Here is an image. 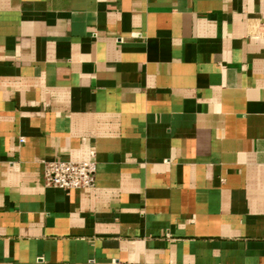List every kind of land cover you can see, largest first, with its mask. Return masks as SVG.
<instances>
[{"label":"crops","instance_id":"obj_1","mask_svg":"<svg viewBox=\"0 0 264 264\" xmlns=\"http://www.w3.org/2000/svg\"><path fill=\"white\" fill-rule=\"evenodd\" d=\"M124 261L264 264V0H0V264Z\"/></svg>","mask_w":264,"mask_h":264},{"label":"built area","instance_id":"obj_2","mask_svg":"<svg viewBox=\"0 0 264 264\" xmlns=\"http://www.w3.org/2000/svg\"><path fill=\"white\" fill-rule=\"evenodd\" d=\"M44 163L46 186L64 190L92 188L96 184L97 161L94 153L87 160L54 158ZM118 264H144L142 262H119Z\"/></svg>","mask_w":264,"mask_h":264}]
</instances>
